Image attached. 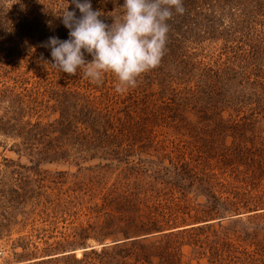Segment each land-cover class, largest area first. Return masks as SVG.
I'll use <instances>...</instances> for the list:
<instances>
[{
	"label": "trees",
	"instance_id": "16d2710c",
	"mask_svg": "<svg viewBox=\"0 0 264 264\" xmlns=\"http://www.w3.org/2000/svg\"><path fill=\"white\" fill-rule=\"evenodd\" d=\"M123 2L91 0L109 26ZM67 3L0 0V132L17 141L11 162L21 167L26 157L30 170L71 162L87 171L54 187L45 207L55 216L82 207L92 223L80 234L104 246L54 256L81 244L21 239L15 255L24 264H264V0H182L160 63L123 93L110 73L97 86L49 64V38H69L56 17ZM48 111L57 118H39ZM115 237L137 238L106 245Z\"/></svg>",
	"mask_w": 264,
	"mask_h": 264
},
{
	"label": "clouds",
	"instance_id": "9594fccd",
	"mask_svg": "<svg viewBox=\"0 0 264 264\" xmlns=\"http://www.w3.org/2000/svg\"><path fill=\"white\" fill-rule=\"evenodd\" d=\"M70 4L79 17L69 10ZM120 8L122 15L113 17L109 26L100 19L104 13L93 10L91 0H68L56 17L69 30V38H49L45 45L52 58L49 64L97 86L110 73L117 93L136 87L138 78L160 63L173 11L183 14L184 9L182 0H124Z\"/></svg>",
	"mask_w": 264,
	"mask_h": 264
},
{
	"label": "rangeland",
	"instance_id": "374dc122",
	"mask_svg": "<svg viewBox=\"0 0 264 264\" xmlns=\"http://www.w3.org/2000/svg\"><path fill=\"white\" fill-rule=\"evenodd\" d=\"M6 5L13 7L26 3L27 0H5ZM63 38V36L61 37ZM42 40H45L43 37ZM42 53H40L41 55ZM39 55V54H38ZM33 77L30 82L34 81ZM25 84L31 87L32 84ZM41 119L53 120L57 118V114H52L48 111L40 115ZM36 115L32 121L39 120ZM17 142L13 138L4 135L0 132V264H24L32 261L22 259L15 253H21L22 248L17 247L13 250L17 242L20 244L24 241L34 242L38 247H44L48 244L57 243L60 241H77L80 246H77L71 252H61L52 254L61 256L65 254L75 253L78 257L92 248H101L104 245H98L93 239H84L80 234L83 228H87L92 223V219L85 214L82 207H76L67 213H60L55 216L50 210L45 207V201L57 198L54 187H61L67 190L69 185L76 181L85 179L87 171L77 172V167L74 163H43L38 170H30L26 166L27 159L22 157V167L17 163V154L11 149L14 143ZM90 163H87L88 166ZM97 161H92L90 166H95ZM64 171L67 173L68 181L63 180L61 184L56 178L54 172ZM74 175L76 177H74ZM38 202V206L34 204ZM54 207V205H53ZM260 210L258 212H263ZM254 212L248 213L252 214ZM243 213L239 216H247ZM238 217L237 215L234 216ZM79 234V236H78ZM150 236V235H144ZM137 237L120 238L116 237L107 241L106 245H114L128 241ZM141 238V236H138ZM30 244V243H29ZM85 244V245H84ZM87 246V247H83ZM48 258V257H46Z\"/></svg>",
	"mask_w": 264,
	"mask_h": 264
}]
</instances>
